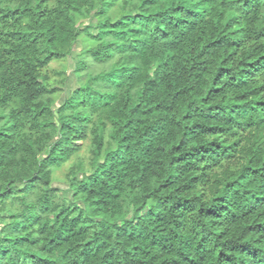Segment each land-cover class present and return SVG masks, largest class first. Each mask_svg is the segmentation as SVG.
<instances>
[{
  "label": "trees",
  "instance_id": "16d2710c",
  "mask_svg": "<svg viewBox=\"0 0 264 264\" xmlns=\"http://www.w3.org/2000/svg\"><path fill=\"white\" fill-rule=\"evenodd\" d=\"M0 264H264V0H0Z\"/></svg>",
  "mask_w": 264,
  "mask_h": 264
},
{
  "label": "rangeland",
  "instance_id": "374dc122",
  "mask_svg": "<svg viewBox=\"0 0 264 264\" xmlns=\"http://www.w3.org/2000/svg\"><path fill=\"white\" fill-rule=\"evenodd\" d=\"M118 9H112L110 16L113 19L118 17ZM96 20L80 19L78 21V27H89V33L94 35L96 30L94 25ZM94 43L84 35H81L79 41L74 46L71 55L60 61L51 63L48 68L43 72L48 78V84L50 89L57 90L52 97L55 99V108L59 107L65 98L77 89L82 83L86 82L89 77L95 76L109 68V64L99 65L95 64L88 56L80 55L83 49L90 48ZM82 60L86 64V70L80 74V76L74 73L76 63ZM80 147L78 154L73 156L67 163L63 164L59 168H55L52 173V187L58 188L63 191V198L68 199L70 192L68 191L67 176L69 170L82 165L86 172L90 170V139L77 143ZM80 178L81 175L79 174Z\"/></svg>",
  "mask_w": 264,
  "mask_h": 264
}]
</instances>
